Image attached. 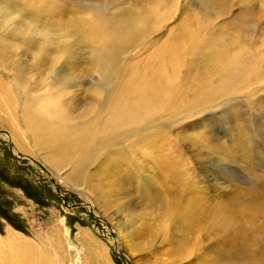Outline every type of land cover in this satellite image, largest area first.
Wrapping results in <instances>:
<instances>
[{
  "label": "rangeland",
  "instance_id": "1",
  "mask_svg": "<svg viewBox=\"0 0 264 264\" xmlns=\"http://www.w3.org/2000/svg\"><path fill=\"white\" fill-rule=\"evenodd\" d=\"M33 113L87 147L55 161ZM0 239V264H264V0H0Z\"/></svg>",
  "mask_w": 264,
  "mask_h": 264
},
{
  "label": "bare ground",
  "instance_id": "2",
  "mask_svg": "<svg viewBox=\"0 0 264 264\" xmlns=\"http://www.w3.org/2000/svg\"><path fill=\"white\" fill-rule=\"evenodd\" d=\"M124 34H125V36L129 35V34L131 35V31H130L129 26L126 27ZM195 44L196 43H193L192 41L189 40V45H193L192 49H195L197 47L196 46L197 44L196 45ZM175 49H173L172 51H173L176 59H178L180 56L183 57V55H185V50H184V52H182L181 50H176L174 52ZM225 53L226 52H224V51H219L216 53L215 56L217 58H219L220 60H224V62H225ZM96 58H97L98 63L103 65L107 70H110L112 68L113 62H112L111 58L109 57V55L105 51H99ZM226 64L228 65V67H230V65L227 62H226ZM234 65H236V63H234ZM225 70L226 69L222 68L220 70V72H224ZM141 89H169V88L167 87V82L165 83V80L159 79L150 85L142 86L139 89L134 90V92L136 94H139V95L136 97V100L133 104L132 110H130V113H133V114L138 113L141 110H145V108H146L147 97H142L143 94L141 95V92H140ZM162 94H163V92L151 90V98L152 97L153 98L154 97H160V96H162ZM130 108L131 107L119 109L116 111V115L118 117H121L124 113H127ZM27 122L29 124V127L32 129L34 135L35 134L37 135L36 137H38L39 139H41L43 142H46V143L49 140V143H50L49 147H51V152H50L51 157L57 162L59 161V159H63L64 157L68 156L69 154L77 152L78 149L86 148L88 145L89 135H87L86 133L85 134L82 133V135L81 134H75V133L72 134L68 130L60 131V133H53L50 130L45 129V126L43 125L44 121H42L40 119V117L37 113L30 114V117L28 118ZM41 130L43 132H45V135L47 136L48 140H47V138H45L41 135ZM8 137L14 143V153L16 151H20L21 149L16 145L13 137H11V136H8ZM17 144H18V142H17ZM2 242H3V240L0 239V245L2 244ZM24 242L25 241L20 236L14 235L12 233L10 235H8V237L6 239V243L8 245H12V244H14V246L16 245L18 250L19 249L22 250L21 253H24L25 256H29V254H31V253L27 254L26 249L21 247V246H23L22 243H24ZM100 257L101 256H99V258ZM100 261L103 262V264L105 262H106L105 264H109V262L106 258L101 259Z\"/></svg>",
  "mask_w": 264,
  "mask_h": 264
},
{
  "label": "water",
  "instance_id": "3",
  "mask_svg": "<svg viewBox=\"0 0 264 264\" xmlns=\"http://www.w3.org/2000/svg\"><path fill=\"white\" fill-rule=\"evenodd\" d=\"M57 191L59 192V190L57 189Z\"/></svg>",
  "mask_w": 264,
  "mask_h": 264
}]
</instances>
